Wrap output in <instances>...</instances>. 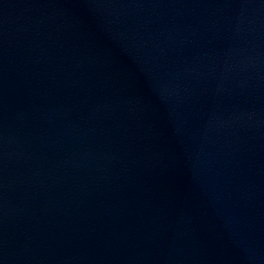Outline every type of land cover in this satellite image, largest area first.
Returning <instances> with one entry per match:
<instances>
[{"label": "water", "instance_id": "obj_1", "mask_svg": "<svg viewBox=\"0 0 264 264\" xmlns=\"http://www.w3.org/2000/svg\"><path fill=\"white\" fill-rule=\"evenodd\" d=\"M0 264H264V0H0Z\"/></svg>", "mask_w": 264, "mask_h": 264}]
</instances>
